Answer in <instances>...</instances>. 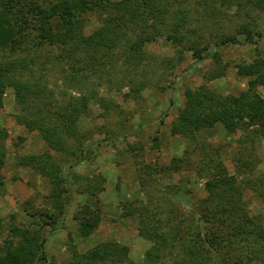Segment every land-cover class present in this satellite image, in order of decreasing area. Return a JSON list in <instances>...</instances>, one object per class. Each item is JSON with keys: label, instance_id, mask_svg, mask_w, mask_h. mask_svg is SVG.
Listing matches in <instances>:
<instances>
[{"label": "rangeland", "instance_id": "1", "mask_svg": "<svg viewBox=\"0 0 264 264\" xmlns=\"http://www.w3.org/2000/svg\"><path fill=\"white\" fill-rule=\"evenodd\" d=\"M39 1L48 6L55 0ZM122 1L112 0L116 4ZM152 1L164 11L163 20L153 16L146 23L139 20L132 25L129 37L132 41L146 34L155 37L142 47L140 62L138 58L125 61V54H129L125 44L112 52L99 53L101 63L106 64L104 71L91 75L80 88L86 95L94 94L104 101H91L68 138L64 153L50 150L38 132H28L19 125L16 116L21 108L12 90L5 94L0 108V131L6 134L2 171L6 195L0 197V249L8 239H20L12 237L8 228L11 225L30 232L29 236L39 244L45 241L46 259L38 258L33 264H67L72 254L69 246L83 253L105 242L128 246V259L140 263L150 244L139 235L138 215H123L126 203H172L178 215L167 221L169 213L161 211L162 219L169 224L182 219L186 225L182 237L187 240L192 230L199 229L196 205L206 196V174L201 169L205 162L212 166L222 162L228 174L239 182L264 175V136L247 131L241 121L203 129L194 139L171 133L187 89L205 86L223 96L247 89V79L240 72L256 60L257 50L264 58V23L256 44L220 48L217 61H197L193 50L212 52L223 36L243 40L238 35L240 26L249 20L264 19V12L248 10L249 18L247 9L222 7L221 0ZM182 17L185 22L174 33L176 40H172L169 35L173 34V24ZM86 22L87 34L100 25L97 15L88 16ZM220 70L223 74L211 76ZM62 78L59 67L46 73L48 88L53 92L51 111H60L79 97L76 91L64 87ZM259 93L264 97L263 87ZM45 152L52 154L70 180V193L62 197L61 206L51 198V186L45 178L17 164L23 156ZM147 166H151L149 173ZM243 200L245 212L264 232V204L247 189ZM87 212L99 213L102 220L85 237L81 234V218ZM46 221L53 225H44ZM237 227L229 221L221 231L233 237ZM238 233L237 245L227 248L228 254L232 263L242 260L241 264H246L244 251L253 247L247 245L248 235ZM251 239L263 240L254 233ZM178 249L169 255L168 264L179 263L182 253ZM252 264H264V257Z\"/></svg>", "mask_w": 264, "mask_h": 264}, {"label": "trees", "instance_id": "2", "mask_svg": "<svg viewBox=\"0 0 264 264\" xmlns=\"http://www.w3.org/2000/svg\"><path fill=\"white\" fill-rule=\"evenodd\" d=\"M152 2L123 0L116 4L112 0H55L44 6L39 0H0V108L3 107L5 94L12 90L15 102L21 108V113L16 116L17 123L28 132H38L50 150L64 153L68 138L74 134L80 117L88 111L91 101H104L94 94L86 95L80 88L91 75L97 76L104 71L106 64L101 63L99 53L112 52L125 44L129 53L125 54V61L132 62L138 58L140 62L142 47L155 37L154 34H146L135 41L129 37L133 33L132 25L139 20L146 23L151 16L163 20L164 11L157 9ZM221 3L222 7L227 5L247 11L256 8L264 12V0H221ZM90 15H97L100 25L87 34L86 21ZM247 15L251 18L249 11ZM181 22H185V17L173 24L170 39L176 40L174 33ZM263 23L264 19L256 22L249 20L238 29V35L243 40L238 36H223L212 52L195 49L193 55L197 61H217L220 48L248 42L256 44L262 37ZM257 56L240 72L247 79V89L238 94L223 96L205 86L187 89L184 105L172 124L171 133L194 139L203 129L241 121L247 131L264 136V97L259 93V89L264 88V58L259 50ZM57 67L62 73L64 87L76 91L79 97L55 112L49 108L53 92L48 88L46 73L50 68L55 70ZM218 74H223V70L211 76L217 77ZM105 108L109 110L106 104ZM5 136L0 131V197L6 195L2 174L6 162ZM17 164L31 168L45 178L51 186V198L61 206L62 197L70 193V180L63 175L62 167L51 153L26 155ZM247 166L245 163L244 167ZM146 169L149 173L151 166ZM201 169L206 174V196L197 202L199 229L190 232V239L183 240L186 225L182 219L175 224L162 219L161 211L169 213L167 221L170 216L178 215L172 203L162 206L159 203L149 204V201H133L123 206V215H138L139 235L150 244L142 262L128 259V246L105 242L83 253L74 245L69 246L72 254L67 264H168L169 255H173L178 248L182 253L178 264H241L242 260L232 263L234 260L228 254V249L237 245L239 231L248 235L247 245L253 247L251 251H244L246 264L264 257V232L243 207L244 189L253 191L264 204V175L239 182L228 174L222 162L213 166L205 162ZM144 170H140L141 173ZM101 220L99 213L87 212V216L81 218V234L89 236ZM229 221L238 224L234 238L221 231ZM44 225L53 224L46 221ZM8 228L12 237L20 236V239L5 241L0 249V264H33L38 258L46 259L45 241L39 244L36 238L29 236L30 232L11 225ZM253 233L263 239L262 242L252 240ZM224 251L226 253L222 254Z\"/></svg>", "mask_w": 264, "mask_h": 264}]
</instances>
